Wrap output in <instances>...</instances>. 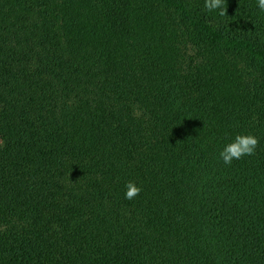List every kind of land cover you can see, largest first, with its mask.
Returning a JSON list of instances; mask_svg holds the SVG:
<instances>
[{
  "label": "trees",
  "instance_id": "obj_1",
  "mask_svg": "<svg viewBox=\"0 0 264 264\" xmlns=\"http://www.w3.org/2000/svg\"><path fill=\"white\" fill-rule=\"evenodd\" d=\"M223 9L0 0V264H264V12Z\"/></svg>",
  "mask_w": 264,
  "mask_h": 264
},
{
  "label": "clouds",
  "instance_id": "obj_2",
  "mask_svg": "<svg viewBox=\"0 0 264 264\" xmlns=\"http://www.w3.org/2000/svg\"><path fill=\"white\" fill-rule=\"evenodd\" d=\"M223 3L224 0H204V6L209 12L218 10L220 15H224ZM257 7L264 12V0H257ZM258 143L259 138L252 133L237 134L219 151V158L224 164L230 165L234 159L252 155ZM141 190L142 187L136 181L130 180L125 184L124 198L132 200Z\"/></svg>",
  "mask_w": 264,
  "mask_h": 264
},
{
  "label": "rangeland",
  "instance_id": "obj_3",
  "mask_svg": "<svg viewBox=\"0 0 264 264\" xmlns=\"http://www.w3.org/2000/svg\"><path fill=\"white\" fill-rule=\"evenodd\" d=\"M1 143H2V142L0 141V145H1Z\"/></svg>",
  "mask_w": 264,
  "mask_h": 264
}]
</instances>
